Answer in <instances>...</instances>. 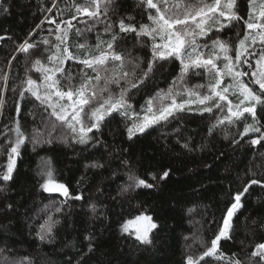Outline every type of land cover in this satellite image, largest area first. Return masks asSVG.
I'll use <instances>...</instances> for the list:
<instances>
[{
  "label": "snow or ice",
  "instance_id": "snow-or-ice-1",
  "mask_svg": "<svg viewBox=\"0 0 264 264\" xmlns=\"http://www.w3.org/2000/svg\"><path fill=\"white\" fill-rule=\"evenodd\" d=\"M113 3L115 0H90L85 4L73 0L71 6L75 14L67 20L49 19L48 23L54 28L49 29L48 36L41 37L37 42L35 34L41 25H36L17 43L15 53H23L31 66L26 68L19 87L11 89L13 96L19 92V99L13 101L15 115L10 116L9 124L0 129V137H7L0 146L6 151V163L0 165V184L3 185L0 186V193L6 192L7 185L14 180L18 170L17 161L29 142L33 152L41 145L54 147L58 143L66 147L82 145L84 150L90 144L92 148L97 145L107 148L102 138V127L106 119L116 113L131 121L125 126L129 140L153 126L167 123L180 113L193 111V106L201 116L205 113L215 115L217 111L221 113L209 125L210 135L225 123L237 124L250 116L251 123L243 124V130L236 134L239 139L232 137L231 144L239 147L247 140L251 146L264 147V0H259L258 15L255 11L257 0H248L247 19L241 15L239 0H140V7L148 13V23L136 24L132 17H121L118 31L115 23L108 22ZM10 8L11 5L5 0H0V15L9 14ZM47 11L52 12L53 9ZM73 21L84 27H76ZM240 21H243L241 32L235 38H225V32L235 26L234 22ZM100 23H104V34L109 39L98 36L95 45H91L85 36ZM74 28L77 36L85 40L77 45L82 54L70 50L69 34ZM129 35L137 41H150V46L142 45L149 47L150 58H128L131 57L130 51L118 50L121 41L127 43ZM0 39L4 37L0 36ZM41 44L45 46L42 52ZM16 58L13 55L8 61L9 65ZM176 62L179 64L178 74L173 77L169 87L166 90L160 88L154 95H149L141 105L140 112H137L131 101L148 90L157 73L164 75L165 64L175 67ZM145 64L146 67L143 66ZM33 72L39 74L38 78H33ZM192 73L200 78L207 76V83L189 85L188 79ZM11 79L10 72L0 73V113L8 104ZM77 80L79 83H74ZM28 95L46 114V118L42 117L37 125L35 114L30 113L34 124L31 134L25 131L22 123L25 119L23 105ZM231 96L238 97L239 102L234 104ZM58 126L65 130L64 135H55ZM97 133L100 135L97 136ZM225 139H229L227 134ZM180 146L188 152L202 147L197 145V148H193L188 142ZM40 159L44 164L37 173L39 190L49 194L47 198L55 196L60 199H52V203L41 210L46 215L35 232V238L40 244L51 245L56 242L55 230L61 223L56 217L65 215L64 206L69 201H81L84 196L82 192L74 194L67 183L55 178L56 170L50 157ZM109 162L104 161L102 156L91 160L84 164L85 172L91 169L101 174V184L105 180L119 179L116 171H111L110 176H103ZM120 164L128 169L125 173L128 183L121 186L120 195L138 188L154 189L159 181H166L171 175L169 168L159 174L149 172L145 178L131 167L129 160L121 159ZM149 179L157 183H151ZM84 180L82 176L77 181V187ZM253 185L264 187V180L251 179L242 191H236L225 203L219 220L213 217L207 221L210 240L203 241L204 249L199 256L187 255L184 264H206L207 258L226 259L227 264H264V242L256 243L246 260L239 253L225 258L221 250L222 241L234 239L236 218L245 207L242 198ZM101 191L102 188L98 187L97 192ZM89 207L93 213L96 212L94 202ZM5 209L16 211L12 203L6 204ZM188 212L193 213L194 209L189 208ZM257 224L264 228V221L254 220L253 225ZM161 227V223L147 209L123 219L119 225L121 233L134 236L139 244L145 246L153 244V234ZM84 239L88 243V251L92 252V236L86 235ZM184 239L187 241L189 237ZM0 264H36V258L17 257L16 249L4 241L0 246ZM44 264H48V261L45 260ZM63 264L74 262L68 258ZM75 264H83L82 259H77Z\"/></svg>",
  "mask_w": 264,
  "mask_h": 264
},
{
  "label": "trees",
  "instance_id": "trees-1",
  "mask_svg": "<svg viewBox=\"0 0 264 264\" xmlns=\"http://www.w3.org/2000/svg\"><path fill=\"white\" fill-rule=\"evenodd\" d=\"M5 2L11 8L9 14L0 15V36L4 37L0 41V73L10 72L12 79L7 93L8 104L0 113V129L9 124L10 116L15 115L13 101L19 99V92L13 96L11 89L19 87L26 68L31 66L30 60L23 53H15L17 43L36 25H41L35 34V40L39 42L41 37L48 36L49 29L54 28V25L48 23L49 19L67 20L75 14V9L71 6L73 0H55V7L53 0ZM75 2L85 4L90 0ZM239 5L241 15L247 19L248 0H239ZM49 8L53 11L48 12ZM147 15L140 7V0H115L108 22L115 23L118 31L121 17H132L136 24H140L148 23ZM73 23L76 27H84L76 21ZM234 25L225 32V38H235L242 30L243 21L234 22ZM69 35L70 50L82 54L77 45L85 40L77 36L75 28ZM98 36L109 39L104 34V23L96 24L94 31L87 33L85 39L89 44L95 45ZM51 39L54 40V37ZM142 45L150 46V41H137L129 35L127 43L121 41L118 50L130 51L131 57L128 58H150L149 47ZM44 47L41 44V52ZM13 55L17 58L9 65L8 61ZM34 58L35 56L32 57ZM143 66L146 67V64ZM108 67L111 68L112 65L109 64ZM178 70V62L175 67L165 64L164 75L157 73L148 90L131 101L135 110L140 112L141 105L148 96L154 95L158 89L166 90ZM31 74L34 79L38 78V73ZM207 79V76L200 78L198 74L192 73L188 84H206ZM67 83L65 80V86ZM230 99L234 102V96ZM23 110L25 119L22 123L25 131L31 134L34 124L30 113L35 114L37 125L42 117L46 118V114L30 95L25 97ZM217 114L221 115L205 113L201 116L193 106V111L180 113L167 123L153 126L129 140L125 126L131 121L116 113L112 118L106 119L102 127V138L107 148L104 145L92 148L90 144L84 150L82 145L66 147L58 143L54 147L41 145L33 152L29 142L17 161L18 170L14 180L9 182L6 192L0 193V226H3L0 227V246L6 241L16 249L17 257H35L36 264H44L45 260L48 264H63L68 258H72L74 264L77 259H82L83 264H184L187 255L199 256L204 249L203 241L210 240L211 237L207 221H211L213 217L219 220L225 203L236 191H242L243 186L251 179L264 180V147L251 146L247 140L239 147L231 144V138L235 136L239 139L237 132L243 130L244 123H251V117L237 124L225 123L210 135L208 128ZM64 134L65 130L58 126L55 135ZM226 134L229 139H225ZM6 138L0 137V146ZM185 142L190 143L193 148H197V145L202 147L188 152L180 146ZM109 153L112 155L109 156ZM101 156L104 161H110L103 176H110L111 171H116L119 179L105 180L101 184V174L91 169L85 172L84 164ZM40 157H50L56 170L55 178L67 183L74 194L82 192L84 196L81 201H69L64 206L65 215L56 217L61 223L55 230L56 242L51 245L40 244L35 238V232L46 215L41 210L45 205H50L52 199H60L55 196L47 198L49 194L39 190L37 173L44 164ZM121 159L129 160L131 167L145 178L149 172L159 174L169 168L171 175L166 181L158 183L149 179V182L157 183L154 189L138 188L120 195L121 186L128 183L125 175L128 169L120 164ZM5 163L6 151L0 147V165ZM82 176L85 180L77 187V181ZM98 187L102 188L101 192H97ZM242 199L245 207L236 218L234 239L222 241L221 250L225 258L232 253H239L246 260L255 244L264 242V228L259 224L253 225L254 220L264 221V187L253 185ZM93 202L97 205L95 213L89 207ZM8 203H12L16 211H7L5 205ZM57 206L60 205L57 203ZM189 208H193L194 212L189 213ZM145 209L162 225L153 234V244L149 246L139 244L134 236L121 233L119 229L123 219L134 217ZM86 235L92 236V252L88 251V243L84 239ZM197 236L200 237L199 240L196 239ZM184 237L189 239L185 241ZM206 264L227 262L226 259L220 261L217 258H207Z\"/></svg>",
  "mask_w": 264,
  "mask_h": 264
},
{
  "label": "rangeland",
  "instance_id": "rangeland-1",
  "mask_svg": "<svg viewBox=\"0 0 264 264\" xmlns=\"http://www.w3.org/2000/svg\"><path fill=\"white\" fill-rule=\"evenodd\" d=\"M255 11H256V14L258 15V12H259V0H257V7H256ZM232 102H233V100H232ZM238 102H239L238 97L234 96V102L233 103L235 104V103H238ZM225 111H226V109H225ZM216 113H220V112L217 111ZM217 116H220V115L217 114Z\"/></svg>",
  "mask_w": 264,
  "mask_h": 264
},
{
  "label": "water",
  "instance_id": "water-1",
  "mask_svg": "<svg viewBox=\"0 0 264 264\" xmlns=\"http://www.w3.org/2000/svg\"><path fill=\"white\" fill-rule=\"evenodd\" d=\"M0 41H1V39H0Z\"/></svg>",
  "mask_w": 264,
  "mask_h": 264
}]
</instances>
